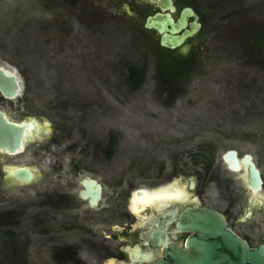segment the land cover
I'll return each mask as SVG.
<instances>
[{
    "label": "rangeland",
    "instance_id": "1",
    "mask_svg": "<svg viewBox=\"0 0 264 264\" xmlns=\"http://www.w3.org/2000/svg\"><path fill=\"white\" fill-rule=\"evenodd\" d=\"M31 1L44 9V15L22 22L20 28L28 23L24 31L1 37L7 41L0 59L25 78L19 64L10 61L13 54L21 57V64L30 71L28 84L35 86V97H29L28 104L22 98L3 101L15 119L44 116L54 123L58 117H69L66 121L72 122L73 137L82 143L88 140L91 148L105 146L112 136L117 155L105 166L100 161L92 165L101 180L117 179L121 165L138 157L136 153L143 152L141 157L147 159L160 144L181 138L185 125L178 122L183 121V111L192 117L188 121L194 127L187 128L188 133L200 128L221 130L222 139L211 137L192 149L219 147L222 141L262 146L264 0H174L175 15L185 5L198 14L201 27L192 51L204 64L189 75L188 89L172 106H168L169 91L164 87L168 82L161 62L165 48L158 45L154 30L143 27L154 5L143 0H27L29 5ZM123 3L129 5V13ZM129 65L146 68L141 86L134 91L128 80ZM194 101L198 103L192 106ZM172 130L178 133L171 134ZM37 149L35 143H28L22 153H0V164L37 159ZM81 164L72 173L66 162L64 187L80 188L78 179L89 174L90 165ZM5 229H0V264H22L21 254L14 262L11 252L23 247L24 237H10Z\"/></svg>",
    "mask_w": 264,
    "mask_h": 264
},
{
    "label": "flooded vegetation",
    "instance_id": "2",
    "mask_svg": "<svg viewBox=\"0 0 264 264\" xmlns=\"http://www.w3.org/2000/svg\"><path fill=\"white\" fill-rule=\"evenodd\" d=\"M5 1L0 0V53L7 41L1 37L24 31L28 23L20 28L22 22L44 15V9L36 7L32 1V5L27 0H8L12 4ZM144 2L156 7L152 12L159 10L158 2ZM185 6L177 15L173 13L174 18ZM198 21L200 26L194 34L173 49L165 48L161 62L163 66L165 64L168 81L164 86L169 91L168 106L174 105L176 98L188 89L189 75L199 71L204 64L192 51L197 46L195 34L201 27L199 17ZM41 33L45 36V30ZM0 58L3 59L1 54ZM20 58L14 54L10 57V61L19 64L25 74L24 90L16 98H22V103L28 104V98L35 97V86L28 84L30 71L21 64ZM1 59L0 64L9 65ZM131 67L137 73V84L129 76ZM127 68L130 88L137 90L146 68L133 65ZM3 99H11L0 93V103H3L0 109L8 112ZM191 103L194 106L198 102ZM180 115L183 121L178 123L185 125L181 126V138L160 144L148 153L147 159L141 157L145 155L143 152L136 153L138 157L121 165L122 171L117 179L107 183L97 176L99 170L92 165L100 161L105 166L107 161L114 159L119 149L112 146L113 137H108L105 146L91 148L88 140L82 143L73 137L72 122L66 121L69 118L66 116L58 117L54 123L49 120L45 139L35 143L37 159L27 163L1 162L0 229L7 228L2 231L10 237H24L23 247L11 252L14 262L20 254L22 264H150L157 259L170 261L168 258L173 250L185 249V241L193 233L183 228L181 222L187 208L194 207H205L223 214L227 226L249 246L264 243V141L259 148L243 142L227 144L222 141L219 147L192 149L195 144L211 137L222 139L219 136L221 130L211 132L198 127V131L188 133L187 128L194 127L193 122L188 121L192 117L184 111ZM21 118H30V115ZM42 118L44 116L39 117ZM177 133V130L171 131V134ZM255 150L258 153L255 154ZM84 161L90 164L89 174L78 179L80 188L64 187L66 162L74 173ZM230 163H235L237 168L231 167ZM251 164L260 179L257 190L250 183ZM14 165L28 167L31 179L23 182L17 178L19 176L8 175L7 169ZM243 172L245 178L241 176ZM87 178L95 180V184L84 185L83 180ZM176 188L183 190L181 196L153 197L150 199L156 200L149 201L150 204L142 208L144 193L160 189L175 191ZM135 202L137 207L133 205ZM28 216L27 225L20 228ZM239 226L245 229L240 231ZM33 234V238L28 237Z\"/></svg>",
    "mask_w": 264,
    "mask_h": 264
},
{
    "label": "water",
    "instance_id": "3",
    "mask_svg": "<svg viewBox=\"0 0 264 264\" xmlns=\"http://www.w3.org/2000/svg\"><path fill=\"white\" fill-rule=\"evenodd\" d=\"M150 1L158 2L159 10L145 16L143 27L156 32L159 46L173 49L186 37L194 34L200 26L198 14L191 6L183 7L179 16L174 18L173 12L176 9L174 0ZM123 6L129 13V5L123 3ZM25 82L19 71L9 72L5 64H0V93L3 97L6 99L19 97L24 90ZM29 119L19 118L16 119L19 122H16L0 109V153L14 155L24 150L25 130L28 129ZM16 170L18 171L14 175L19 176L17 178L20 181L30 180V173L24 169ZM249 173L251 186L254 190L259 189L258 171L252 164ZM91 182L92 180L88 181L87 185L95 184ZM181 226L193 232L185 241L186 248L174 249L168 258L170 261L157 259L150 264H264V243L249 246L227 226L225 217L218 211L205 207L187 208Z\"/></svg>",
    "mask_w": 264,
    "mask_h": 264
},
{
    "label": "bare ground",
    "instance_id": "4",
    "mask_svg": "<svg viewBox=\"0 0 264 264\" xmlns=\"http://www.w3.org/2000/svg\"><path fill=\"white\" fill-rule=\"evenodd\" d=\"M147 1H150V0H147ZM177 11V7L176 9L174 10L173 13H176ZM179 12V11H178ZM7 68H8V71L11 72V71H17L18 72V69L16 67H13L11 65H6ZM8 112H6L14 121L16 122H19L18 120H16L14 118V116L11 114L10 110L7 109ZM20 121H25V120H20ZM29 124L27 126V130H25V145L27 146L29 142L31 143H38L39 141H43L45 139V135L46 133L49 131V127H50V121L47 119V118H42V119H39L33 115H30V119L27 121ZM47 160V158H46ZM230 166L231 167H234L235 169L237 168V165L235 163H230ZM24 167V166H23ZM16 169H24L25 172H27L28 174L30 173V170L28 169V167H24L22 168V165H19V166H11L7 169V174H14L16 171ZM29 178L31 179L32 177V173L29 174ZM243 178H245L244 176V172H243V175H241ZM90 181L87 179L83 180V184L88 186L87 185V182ZM91 183H95V180H92ZM97 187H99L97 185ZM183 193V190L181 189H178L176 188L175 191L171 190V189H160V190H157V191H154V192H147V193H144L143 194V197L141 198L142 199V202H143V205H142V208H144L145 206L149 205L150 202L149 201H155L156 199H150V198H153V197H156V198H163L164 196H181ZM158 199V200H159ZM134 207H137L138 204L133 203ZM141 208V209H142Z\"/></svg>",
    "mask_w": 264,
    "mask_h": 264
},
{
    "label": "trees",
    "instance_id": "5",
    "mask_svg": "<svg viewBox=\"0 0 264 264\" xmlns=\"http://www.w3.org/2000/svg\"><path fill=\"white\" fill-rule=\"evenodd\" d=\"M130 78H131V80H133V82L135 83V84H137L138 83V77H137V73H136V71L131 67L130 68Z\"/></svg>",
    "mask_w": 264,
    "mask_h": 264
}]
</instances>
